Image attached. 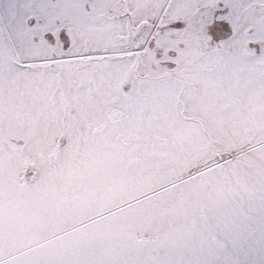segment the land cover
I'll return each mask as SVG.
<instances>
[{
  "label": "snow or ice",
  "instance_id": "6c2138e0",
  "mask_svg": "<svg viewBox=\"0 0 264 264\" xmlns=\"http://www.w3.org/2000/svg\"><path fill=\"white\" fill-rule=\"evenodd\" d=\"M0 264H264V0H0Z\"/></svg>",
  "mask_w": 264,
  "mask_h": 264
}]
</instances>
